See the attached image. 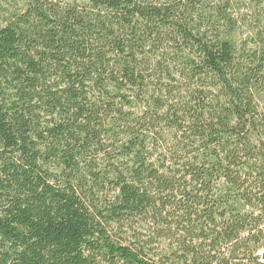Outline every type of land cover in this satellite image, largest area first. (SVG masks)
Returning a JSON list of instances; mask_svg holds the SVG:
<instances>
[{
    "label": "trees",
    "instance_id": "obj_1",
    "mask_svg": "<svg viewBox=\"0 0 264 264\" xmlns=\"http://www.w3.org/2000/svg\"><path fill=\"white\" fill-rule=\"evenodd\" d=\"M0 264H264V0H0Z\"/></svg>",
    "mask_w": 264,
    "mask_h": 264
}]
</instances>
